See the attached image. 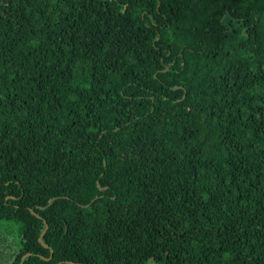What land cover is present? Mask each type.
<instances>
[{
  "label": "trees",
  "instance_id": "16d2710c",
  "mask_svg": "<svg viewBox=\"0 0 264 264\" xmlns=\"http://www.w3.org/2000/svg\"><path fill=\"white\" fill-rule=\"evenodd\" d=\"M0 230L7 264H264V0H0Z\"/></svg>",
  "mask_w": 264,
  "mask_h": 264
},
{
  "label": "water",
  "instance_id": "95a60500",
  "mask_svg": "<svg viewBox=\"0 0 264 264\" xmlns=\"http://www.w3.org/2000/svg\"><path fill=\"white\" fill-rule=\"evenodd\" d=\"M164 71H166V69H165ZM184 98H185V92H184V95H183V98H182V99H184ZM104 164H105V163H104ZM97 186H98V188H99L100 191H103V190L106 189V187H105V188L100 187L99 182H97ZM96 198H97V197H96ZM54 199H55V198L50 199V200L48 201V205H47V206H49V205L54 201ZM40 209H45V207H43V208L40 207ZM31 213L35 214L32 210H31ZM44 224H45V226H44L43 231L40 233V235H39V237H38V242H39L44 248H48V245H46V244L42 241L43 236L46 234V232H47V230H48V225H47L45 222H44ZM65 232H66V227H65ZM52 254H53V251H52V249H50V255H49V258H44V257H42V256H40V258H41L42 260H44V261H50L51 258H52ZM28 256H30V254H25V255H23L22 258H21V262H20V264H22L23 261H24V259H25L26 257H28ZM66 263H67V264H82V263H73V262H66Z\"/></svg>",
  "mask_w": 264,
  "mask_h": 264
},
{
  "label": "rangeland",
  "instance_id": "374dc122",
  "mask_svg": "<svg viewBox=\"0 0 264 264\" xmlns=\"http://www.w3.org/2000/svg\"><path fill=\"white\" fill-rule=\"evenodd\" d=\"M17 226H14L13 224H10V228H9V232H10V236H11V240L15 243V241L17 240V238H16V235H17ZM1 230H0V236H1ZM5 237H6V239L8 238V235H5ZM1 243V242H0ZM14 245V244H13ZM1 250H5L6 251V244L5 243H3V244H1L0 245V252H1ZM2 257H4V258H0V260H2V259H4V264H7V260H6V258H7V255H5V254H3V256ZM0 264H1V262H0Z\"/></svg>",
  "mask_w": 264,
  "mask_h": 264
}]
</instances>
